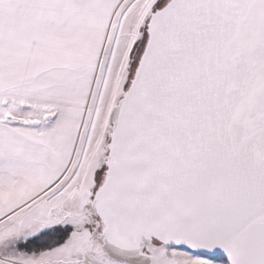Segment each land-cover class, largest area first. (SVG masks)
<instances>
[{"label": "snow or ice", "instance_id": "6c2138e0", "mask_svg": "<svg viewBox=\"0 0 264 264\" xmlns=\"http://www.w3.org/2000/svg\"><path fill=\"white\" fill-rule=\"evenodd\" d=\"M0 264H264V0H0Z\"/></svg>", "mask_w": 264, "mask_h": 264}]
</instances>
